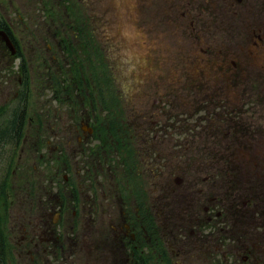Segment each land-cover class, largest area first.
Segmentation results:
<instances>
[{"label":"flooded vegetation","instance_id":"flooded-vegetation-1","mask_svg":"<svg viewBox=\"0 0 264 264\" xmlns=\"http://www.w3.org/2000/svg\"><path fill=\"white\" fill-rule=\"evenodd\" d=\"M128 15L143 38L159 31L139 23L176 27L192 62L173 79L183 98L173 109L172 83L156 91L160 106L127 115L130 139L126 126L103 127L95 142L87 113L68 153L70 170L83 156V199L74 183L55 193L57 224L80 205L90 226L99 220V257L116 264H264V0H137ZM26 256L25 264H57L58 254Z\"/></svg>","mask_w":264,"mask_h":264},{"label":"rangeland","instance_id":"rangeland-1","mask_svg":"<svg viewBox=\"0 0 264 264\" xmlns=\"http://www.w3.org/2000/svg\"><path fill=\"white\" fill-rule=\"evenodd\" d=\"M78 1L85 11H81L82 15H76L79 17L77 22H82L88 17L87 19H90L91 26L95 31H83L77 37L66 34V32L70 33V25L75 21L73 17L75 14H70V6L66 0H10L13 3L11 5L6 0V5H0V16L2 17L0 19L11 20L13 29L24 30V26L21 25L23 21L27 26V35L30 36V30L42 31L41 34L45 37H43L40 47L44 50L47 46L46 43L52 45L51 53L43 52L42 56L49 58V69L52 72L60 73L52 80V83H58L60 89H63L67 82L61 73L66 74L69 67L66 65L59 67V64L51 62L50 58L53 55H60L57 47L62 46L63 40L67 43L73 38L83 35L87 36L86 39H76L75 42L89 44L81 45L82 47L77 49L71 48L70 82L73 79V83L71 84L70 98L58 96V104L54 99L49 98L47 90L44 89L50 85V80L47 81L44 89L31 86L33 91L30 97L32 103L30 108L35 111L40 106V114H43L40 132L35 124L36 121L38 122V117L33 116L32 112L24 115L23 129L18 135L15 130L12 134L9 133L13 122L9 121V112L0 116V129L4 128L2 132L6 133L0 139V229L8 236L6 239L10 253L14 255V264H25L27 261L26 252L34 247L32 244L36 243L34 233H44L43 230L46 229L45 234H49L51 227L56 228L55 225L50 227L51 212L52 215L54 212L53 204L50 201L54 199V192L60 181L57 180L54 185L51 183L55 176L58 178L55 174L57 163L64 159H61V156L57 157V153L51 152L56 145L65 157L67 152H70V131L75 130L78 120L75 117L69 120L70 103L73 99L79 110H82L84 78L91 77L88 73L99 72V66L103 65V59L99 54V45H104L102 49L106 63L104 62L101 69L104 73L103 77L112 79V88L117 93L121 106L128 110L129 114L131 111L141 112L154 109L152 106L155 104L148 94L154 86L153 83L162 84L158 85L162 90L168 88V83H172L173 86H170L169 90L171 98L175 100L172 102L171 108L179 109L180 98L183 97L179 92L177 80L180 77V79L185 78L183 72H189L188 67H191L192 64L190 58L185 59L181 54L184 46L174 25L166 24L157 28L153 24L148 25L147 22L139 23V27L146 33L158 29L159 33H156L159 34V38L152 40L145 37L144 42L148 43L147 47L141 43L137 45V42L142 40L139 38V28L136 21L132 20L131 15H128L132 14V6H135L137 0H108V3L104 0ZM105 5L110 8L105 10ZM67 7L69 9H66ZM125 14L128 16H124ZM18 20L20 21L19 26L15 24ZM53 31H57V33H53ZM54 35L56 36L54 37ZM207 35L210 36V33ZM16 36L20 38L25 35L17 33ZM29 39V37L24 39L26 41L24 50L26 58L27 53L34 47L30 42L28 43ZM237 40L231 38L229 43L234 44ZM153 56L155 58H152ZM76 59L78 62L74 64L72 60L77 61ZM250 61L257 62L251 56ZM81 62L88 64L86 73L84 68H78ZM4 67L7 72H3ZM44 70L45 68L41 71ZM30 72L35 75L39 73V71L34 72L33 69H30ZM15 78L16 74L14 75L12 66H9L8 62L0 60V102L5 103L12 96L10 85H14ZM174 95H177L176 98H173ZM72 120H74L73 126L71 125ZM40 138L48 139L51 147L45 149L36 145L41 153L36 155L37 152L30 150L29 146H31V141ZM26 142L29 146L23 148V144ZM68 157L70 160V155ZM37 158L43 160L45 158V160L41 162L37 161ZM80 166L82 167L80 164L73 168L72 180L79 185L82 198L84 180L83 170ZM65 187L68 189L67 186ZM75 217L77 230H75L74 236H70V242L67 238L71 232L64 231L63 237L51 241L54 245L63 244L60 249L57 247L49 249L45 254H57L59 251L65 255L58 264H116L98 257L99 220L93 217L94 224L90 226L88 223L91 222L87 220L85 214L78 213ZM22 244L26 246L27 250L24 249L21 254L18 253L20 256L16 255V249L21 250Z\"/></svg>","mask_w":264,"mask_h":264},{"label":"trees","instance_id":"trees-1","mask_svg":"<svg viewBox=\"0 0 264 264\" xmlns=\"http://www.w3.org/2000/svg\"><path fill=\"white\" fill-rule=\"evenodd\" d=\"M85 29V25L81 23L79 26H77L78 31H83ZM20 124V116L15 118L12 122V128L9 129V133L12 134L13 130L17 131Z\"/></svg>","mask_w":264,"mask_h":264}]
</instances>
